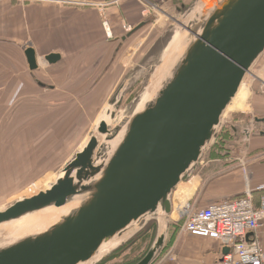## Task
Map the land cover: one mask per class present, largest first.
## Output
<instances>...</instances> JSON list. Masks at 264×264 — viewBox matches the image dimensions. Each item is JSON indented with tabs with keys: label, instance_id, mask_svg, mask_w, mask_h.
Instances as JSON below:
<instances>
[{
	"label": "water",
	"instance_id": "water-1",
	"mask_svg": "<svg viewBox=\"0 0 264 264\" xmlns=\"http://www.w3.org/2000/svg\"><path fill=\"white\" fill-rule=\"evenodd\" d=\"M177 11L175 24L113 93L88 144L48 188L0 210V228L54 213L0 235V264H101L152 227L154 239L134 264L160 256L174 189L218 136L227 107L264 53V0H192ZM24 54L38 70L36 49L29 45ZM60 59L45 56L51 64ZM140 79L136 100L117 120L125 93ZM254 120L264 124V116Z\"/></svg>",
	"mask_w": 264,
	"mask_h": 264
},
{
	"label": "rangeland",
	"instance_id": "rangeland-1",
	"mask_svg": "<svg viewBox=\"0 0 264 264\" xmlns=\"http://www.w3.org/2000/svg\"><path fill=\"white\" fill-rule=\"evenodd\" d=\"M191 1L186 0L187 3ZM86 5L89 3L84 6ZM158 6L163 10L156 9L153 12L156 21L154 19L140 29L135 40L130 41L133 42L132 48H128L129 45L124 47L117 61L111 59L107 75L100 76L102 68L98 61L77 62L74 58L71 64L59 67L53 75L48 74L47 80L54 81L49 83L56 85L55 90L38 85L37 79H45V70L41 68L31 72L25 56H21L22 47L18 42L0 35V210L18 199L31 197L42 191L49 185L48 181L54 177L56 179L68 159L84 148L91 136L92 124L106 105L105 100L111 89L120 78L124 76V80L133 74L154 39L175 24L180 15L172 0L160 2ZM103 22L99 38L107 37ZM97 30L98 26L90 22L83 35L73 32L70 34L71 44L82 41L85 44H102L101 39H93ZM110 73L114 79H110ZM263 73L264 53L247 75L242 84L243 89L236 99V104L243 102L246 105L242 109L234 107L225 114L218 136L200 163L174 189L172 219L179 218L182 204L186 208L188 204H192L191 207L202 205L205 189H211L215 184L213 179L224 169L242 168L244 164L248 166V159L251 157H256L255 162L258 164L263 162L261 154L264 147L253 155L249 152L251 139L259 138L258 141H262L259 144L264 143V136L259 135L260 130L264 131V125L257 126L254 120L255 116H264L261 113L264 111ZM142 82V79L134 82L125 93L116 114L117 120L136 100ZM233 127H237V131ZM245 129H249L247 136L244 134ZM187 189L191 191L189 194ZM154 230L152 227L139 240L101 264H134L148 251L154 239Z\"/></svg>",
	"mask_w": 264,
	"mask_h": 264
},
{
	"label": "crops",
	"instance_id": "crops-1",
	"mask_svg": "<svg viewBox=\"0 0 264 264\" xmlns=\"http://www.w3.org/2000/svg\"><path fill=\"white\" fill-rule=\"evenodd\" d=\"M81 1H86L89 5L20 3L13 0H0V35L11 41L18 42L17 44L22 47V51L18 48L21 56H25L24 49L29 45L36 49L39 69L43 68L45 70V79H37V83L40 86L55 90L56 85L49 83L54 81L47 80L49 78L48 74L53 75L59 67L71 64L74 58L77 59V62L85 61L91 63L98 61L100 63L99 67L102 68L100 76L107 75L109 70L107 67L111 65V59H116L117 61L119 53L124 51L126 46L129 45L128 48H132L133 42L130 41L135 40L140 29L123 42H121V38L127 35L138 23L149 17H154L156 21V16L153 12L156 9L163 10L162 7L158 6V3L166 0ZM172 1L176 5V10L177 6L183 3L188 4L186 0ZM104 19L108 21L111 27V36L107 35V37L99 38L101 35V23ZM90 22L94 26H98V30L95 32L96 36L93 39H96V41L101 39L102 44L96 45L92 42L85 44L84 41L71 44L70 34L73 32L83 35L85 27ZM112 36L116 38V41L111 40ZM156 39H154L150 47ZM50 53H60L61 59L54 64L46 62L45 56ZM114 71L117 72L116 70ZM262 76L264 77V73ZM109 77L110 79L115 78L111 73ZM123 78L124 76L118 82L121 83ZM118 82L111 89L107 100H105V106H107V102L118 87ZM104 107L93 122L90 135L95 125L103 117ZM261 113L264 115V111ZM89 139L90 137L88 141ZM252 140L254 141L252 142ZM258 140L259 138L251 139L252 145L249 151L251 155L264 147V143L259 144L262 141ZM262 154L261 156L264 158V152ZM255 158L251 157V159H248V166L244 164L242 168L224 169L213 179L215 184L211 186V189H205V199L203 198L204 201L199 206L241 195L247 185L252 189L263 185L264 167H257L264 166V159H262L263 162L258 164V162H255ZM183 222L181 217L175 219L171 217L163 253L157 258L155 264H214L221 258V255L226 253L227 250L222 248L218 241L191 235L183 231Z\"/></svg>",
	"mask_w": 264,
	"mask_h": 264
},
{
	"label": "built area",
	"instance_id": "built-area-1",
	"mask_svg": "<svg viewBox=\"0 0 264 264\" xmlns=\"http://www.w3.org/2000/svg\"><path fill=\"white\" fill-rule=\"evenodd\" d=\"M20 3L85 5L81 0H13ZM103 5V4H102ZM104 23L111 28L107 21ZM188 204L179 217L183 231L210 238L228 249L214 264H264V184L243 194L214 201L205 206Z\"/></svg>",
	"mask_w": 264,
	"mask_h": 264
},
{
	"label": "bare ground",
	"instance_id": "bare-ground-1",
	"mask_svg": "<svg viewBox=\"0 0 264 264\" xmlns=\"http://www.w3.org/2000/svg\"><path fill=\"white\" fill-rule=\"evenodd\" d=\"M103 27H104V30H105V32H106V34L108 35V36H111V34H110V30H109V28H108V26L103 22ZM244 83V82H243ZM242 83V84H243ZM243 87V85H241V87L239 88V90H238V92H237V94H236V96L234 97V99H233V101H232V103L227 107V109H226V114L228 113V112H231L232 111V109L234 108V107H237L238 109H242L246 104L244 103L243 104V102L241 103V104H236V99H237V97H238V94L240 93V91H241V89H243L242 88ZM102 119V118H101ZM90 138H91V136H90ZM89 141H90V139H89ZM88 141V142H89ZM88 144V143H87ZM86 144V145H87ZM85 145V146H86ZM55 180V177H54V179L53 180H51V181H48V184L49 185H47L46 186V188H48L49 186H50V184L53 182ZM46 183V182H45ZM46 185V184H45ZM180 185V184H179ZM40 187V186H39ZM45 187H44V189H46ZM43 189V190H44ZM185 190V189H184ZM188 190V193L187 194H189L191 191L189 190V189H187ZM190 191V192H189ZM29 195V194H28ZM175 196H177V194L175 195ZM180 200V199H179ZM174 201H177V200H174ZM179 202V201H178ZM180 203V202H179ZM178 204V203H177ZM178 206V205H177ZM185 208L186 207H184V204H182V205H180V213H182V211H184L185 210ZM177 209V208H176ZM179 209V208H178ZM183 209V210H182ZM51 214H54V213H45V214H42V215H40V216H37V217H34V218H32L31 220L29 219L28 221H31L32 223H24V224H20V223H12V224H9V225H6V227H1L0 228V235H1V237H6V236H9V235H13L14 233H16V232H19L22 228H24V227H26V225H29V227H34V226H37V225H40L41 223H42V220L43 219H46V221L48 220V219H50L52 216H50ZM33 222H36V223H33ZM16 230V231H15ZM12 233V234H11Z\"/></svg>",
	"mask_w": 264,
	"mask_h": 264
},
{
	"label": "flooded vegetation",
	"instance_id": "flooded-vegetation-1",
	"mask_svg": "<svg viewBox=\"0 0 264 264\" xmlns=\"http://www.w3.org/2000/svg\"><path fill=\"white\" fill-rule=\"evenodd\" d=\"M126 38H125V36H123L122 38H121V42H123L124 40H125ZM111 40H113V41H116V38H114L113 36L111 37ZM119 50V49H118ZM117 50V51H118ZM40 67V66H39Z\"/></svg>",
	"mask_w": 264,
	"mask_h": 264
}]
</instances>
